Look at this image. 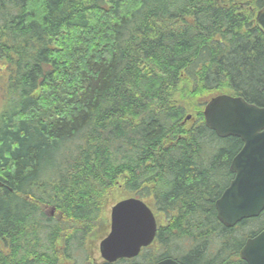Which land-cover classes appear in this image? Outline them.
<instances>
[{"label":"trees","instance_id":"16d2710c","mask_svg":"<svg viewBox=\"0 0 264 264\" xmlns=\"http://www.w3.org/2000/svg\"><path fill=\"white\" fill-rule=\"evenodd\" d=\"M262 5L0 0V264H57L56 242L97 231L120 195L159 221L126 264H247L264 212L218 221L243 142L207 129L203 108L219 94L264 106Z\"/></svg>","mask_w":264,"mask_h":264},{"label":"water","instance_id":"95a60500","mask_svg":"<svg viewBox=\"0 0 264 264\" xmlns=\"http://www.w3.org/2000/svg\"><path fill=\"white\" fill-rule=\"evenodd\" d=\"M256 21L264 34V5ZM204 117L207 128L218 137H238L244 143L230 165L234 179L215 203L218 220L234 228L264 212V107L242 97L219 95L206 104ZM111 217L110 234L101 245L102 256L108 262L134 258L153 243L156 218L142 200L128 198L117 203ZM240 257L247 264H264V230L245 242ZM158 264L180 263L165 259Z\"/></svg>","mask_w":264,"mask_h":264},{"label":"flooded vegetation","instance_id":"af4514ba","mask_svg":"<svg viewBox=\"0 0 264 264\" xmlns=\"http://www.w3.org/2000/svg\"><path fill=\"white\" fill-rule=\"evenodd\" d=\"M108 223V222H107ZM99 233L96 238L85 240H58L56 242V251L58 255L57 264H109L101 256V242L109 231ZM85 253L84 255H81ZM82 256V258H80ZM127 259H121L115 264H126Z\"/></svg>","mask_w":264,"mask_h":264},{"label":"rangeland","instance_id":"374dc122","mask_svg":"<svg viewBox=\"0 0 264 264\" xmlns=\"http://www.w3.org/2000/svg\"><path fill=\"white\" fill-rule=\"evenodd\" d=\"M3 93H2V91H0V115H1V111H2V109L4 108V107H6V109H8V103H7V101H4L3 99H2V95ZM2 100H3V102H2ZM223 185H225V182L223 183ZM263 219H262V217L260 218V219H258L257 221H262ZM256 226L259 228V227H262V225H261V223H256ZM256 226H254L255 227V229H257V227Z\"/></svg>","mask_w":264,"mask_h":264}]
</instances>
